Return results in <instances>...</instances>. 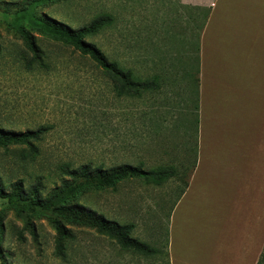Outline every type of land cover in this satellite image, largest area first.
I'll return each mask as SVG.
<instances>
[{"label": "rangeland", "instance_id": "rangeland-1", "mask_svg": "<svg viewBox=\"0 0 264 264\" xmlns=\"http://www.w3.org/2000/svg\"><path fill=\"white\" fill-rule=\"evenodd\" d=\"M28 2L0 0V128L46 130L31 147L0 146V264H168V216L196 163L194 80L202 11L181 0H62L34 8V14L74 29L101 12L114 16L111 25L85 39L135 76L159 74L161 81L157 90L119 95L121 80L115 82L64 39L28 25L22 11ZM249 18L255 22V15ZM19 26L32 36L39 58ZM64 163L174 166L176 175L159 183L130 178L114 186H87L68 201L131 225L130 235L156 251L143 256L92 226L66 219L70 236L57 251V232L43 204L70 178ZM17 182L23 193L35 192L34 206L10 200ZM261 202L263 244L264 193Z\"/></svg>", "mask_w": 264, "mask_h": 264}, {"label": "crops", "instance_id": "crops-1", "mask_svg": "<svg viewBox=\"0 0 264 264\" xmlns=\"http://www.w3.org/2000/svg\"><path fill=\"white\" fill-rule=\"evenodd\" d=\"M181 2L203 6L206 17L196 163L168 216V264H256L263 246L264 0Z\"/></svg>", "mask_w": 264, "mask_h": 264}, {"label": "trees", "instance_id": "trees-1", "mask_svg": "<svg viewBox=\"0 0 264 264\" xmlns=\"http://www.w3.org/2000/svg\"><path fill=\"white\" fill-rule=\"evenodd\" d=\"M60 1L62 0H29L27 6L22 9L28 25L44 34L58 37L62 40L64 39L83 54H87L92 61L108 72L115 82L121 80L122 85H120V87L119 85L116 86V93L119 95H141L143 92L157 90L160 87L161 81L159 74H153L148 78L135 76L129 68L121 65L115 59L107 58L95 43L89 42L85 39L86 36L94 35V33L100 28L111 25L114 21V16L111 13L101 12L85 26L74 29L59 20L45 15H36L33 12L34 8L39 4ZM195 9L202 11V20L199 25L200 30L205 21L206 15V12L203 10L206 9L202 7H196ZM19 31L22 34L27 48L32 52L35 58H39V49L32 40L30 33L23 26H19ZM198 52L199 47L197 40V61L195 62L196 76L199 71ZM196 76L194 80L195 89H197L198 85V78H196ZM193 107L195 109L194 125L196 135L198 121V103L196 95ZM45 130L46 127L44 126H40L35 130L28 129L25 131H14L0 128V146L27 144L31 147V141L38 139ZM22 152H24L22 154L24 157L29 155L26 154L25 150H22ZM61 168L64 169L63 171L70 178L63 181L61 187L56 188L54 193L43 204L44 208L50 210L51 224L57 232V251H61L63 240L70 236V231L66 228L62 219H66L70 223L92 226L97 230L106 233L110 237L115 238L121 246L132 249L143 256H148L156 251L154 248H150L148 244L130 235L131 225L121 224L115 220L107 219L102 214L96 213L90 209H85L82 204H70L68 201H71L73 196L87 186H114L116 183L130 178L144 179L159 183L166 178L176 175L174 166L156 165L150 168H144L141 164L120 163L109 168H103L101 166L91 167L88 165H81L73 168L70 167L69 163H64L61 165ZM184 181V186H186V179ZM12 186V193L9 195L10 200L23 204L21 207H26L28 204L34 206L37 203L35 192L31 191L29 194L23 193L20 191L18 182L12 184ZM183 190L184 188L179 190L177 199ZM58 217H61V219ZM166 255L168 256L167 252ZM256 264H264V243Z\"/></svg>", "mask_w": 264, "mask_h": 264}]
</instances>
